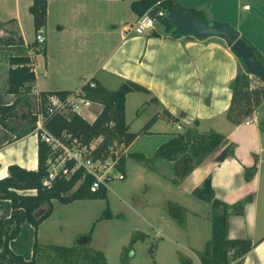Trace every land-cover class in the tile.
<instances>
[{
  "label": "crops",
  "instance_id": "obj_1",
  "mask_svg": "<svg viewBox=\"0 0 264 264\" xmlns=\"http://www.w3.org/2000/svg\"><path fill=\"white\" fill-rule=\"evenodd\" d=\"M134 1L136 0H46V24L41 29L46 40L43 46L38 47L41 52L34 54L32 58V67L36 75L33 88L26 94L0 91V105H10L15 101L17 112L8 123L12 130L0 124V178L8 175L10 165L17 164L30 170L38 168L39 136L35 129L20 138L15 136L19 128L25 125V115L30 111L34 114L38 111L39 92L80 89L90 79L108 89H116L127 80L134 81L150 92L138 90L127 94L124 109L130 131H139L158 111H168L175 121L168 120L166 116H159L151 125L150 133L140 134L129 144L125 176L144 174L157 178L155 180L164 187V192L168 189L172 192L171 195H167L168 192L159 193L161 198L159 203L171 200L183 205L188 215L193 218L190 223L193 226L189 228V222L188 224L183 222L178 224L179 227L176 229L174 223H170L172 219L163 205L162 210H152L148 208L149 204H144V213L141 217L147 220L151 231H138L144 238L138 240L133 251L128 253L129 261L137 264L132 260L139 259L136 253L138 247L135 249V245L146 243V240L152 237L162 236L156 244L152 243L153 255L150 253L151 247L148 249L155 264L178 262L183 264L182 257L190 258L192 264H201L199 254L195 251H201L211 238V226L209 230L207 226L205 231L201 232V224L205 216L210 214L211 204L195 197L192 191L210 175L215 196L227 204L232 205L252 196L242 214H233L229 217L227 233L230 239L258 241L243 257L241 264H264V216L261 218L259 214L258 195L259 172L263 164L262 156L258 158V154H264V140L258 128H254L253 133L257 132L259 136H256L255 141L249 140V148L245 150L247 155L242 154L245 158L241 159V155L239 153L236 155L235 152V155L218 162L214 158L219 151L216 149L177 185L169 180L172 173L169 162L159 159L157 170L154 171L129 155L141 153L146 157H152L160 143L171 138L176 132L187 129L222 130L227 136L237 131L236 127L224 131L219 126L229 125L225 121L232 94L231 83L239 71L237 55L218 36L199 38L195 34L176 35L173 31H166L161 24H155L147 33H134L133 26L139 17L131 8ZM178 1L187 7L200 8L205 14L209 12L211 19L230 22L264 62V0H252V3L245 2L240 5L238 1L242 3L241 0ZM32 3V0H0V30L4 31L2 29L10 25L14 27V30L10 31L13 37L10 36L6 41L10 43L8 48L13 46L12 44L15 45L19 37L23 39V47L27 49L36 40L33 15L29 10ZM208 6L209 11L204 8ZM26 27L32 33L30 39L26 37ZM6 42L4 45L0 43V47L7 48ZM1 64L2 70L5 71L6 60H2ZM138 92L144 96L137 97L139 100L138 104L134 105L136 107L134 112H137L142 104L144 106L143 111L136 117L129 113L128 102L135 98V93ZM152 98L156 100L152 101ZM101 107L94 102L88 110L94 114L97 108V114H94L96 117L102 110ZM259 107L260 105L253 111L254 114L257 115ZM147 110L149 112L144 117L142 125L133 130L132 123ZM37 119L36 114V122ZM248 125L251 123L246 124ZM140 140H147V143L152 145V151H147L143 144L138 145ZM228 140L233 141L230 137ZM253 155L257 156L258 163L256 173L252 177L256 184L248 187V181L243 173L245 167L255 162L252 160ZM128 158L132 160L134 172L128 167ZM85 201L74 200L69 204H63L53 199L51 214L37 229L34 225L24 222L19 234L10 241V249L25 259H31L36 239L43 246L50 244L70 246L76 242L88 241L91 243L93 236L87 237L86 231L83 232L84 235H80L82 232L79 229L80 219L75 213L78 206L86 205L75 203ZM45 209V205L38 207L34 215L40 216ZM11 210V202L0 198V217H8ZM197 234L198 237L195 238ZM101 251L105 254L104 250ZM192 255H195L194 259ZM42 258L43 256L38 262ZM119 264H123L121 259Z\"/></svg>",
  "mask_w": 264,
  "mask_h": 264
},
{
  "label": "trees",
  "instance_id": "obj_2",
  "mask_svg": "<svg viewBox=\"0 0 264 264\" xmlns=\"http://www.w3.org/2000/svg\"><path fill=\"white\" fill-rule=\"evenodd\" d=\"M32 2L29 10L33 15L34 28L37 34L46 24L47 2L46 0H32ZM131 8L139 16L148 13L149 16L155 17L161 21L166 31H173L176 35L182 34L177 31V28L168 17L172 10L184 14L193 13L208 19L202 9L184 6L178 0H136L131 4ZM158 10H162L163 15H158ZM243 41L247 43L245 40ZM9 44V42H6L7 48L0 47V91L16 94L29 93L36 80L32 58L34 54L41 52V50L38 48L36 40L29 49L23 47L24 42L21 37L15 45L12 44L13 46L8 48ZM249 46L251 47V45ZM230 48L233 51V48ZM252 50L254 51L253 48ZM254 52L258 62L264 66L262 59L260 61V57L256 51ZM237 57L239 71L231 83L232 94L226 114L227 119L233 123L240 122L253 113L260 104L264 103V85L250 74L242 58L239 55ZM2 60H6L5 71L2 70ZM81 89L85 90L86 95L93 102L102 106V110L93 121H88L81 115L72 112L67 115L56 113L45 115L44 125L46 129L58 136H61L64 131L71 132L73 136L78 138L80 143L85 145L98 139L94 150L96 155L106 152L109 144L113 141L129 146L140 134L150 133L151 125L159 116H166L168 120L175 121L168 111H158L142 125L139 131H130L129 124L125 120L124 109L127 94L138 90L150 92L140 83L127 80L122 82L116 89H108L103 84L101 85L95 81V86L90 87L89 83L86 82ZM67 92H39L40 111L45 112L49 94L65 95ZM151 100L155 101L156 98ZM16 113L15 101L10 105H0V124L6 129L12 130L8 123L16 116ZM24 118L26 120L25 125L19 128L15 138H20L34 131L36 114L30 111ZM38 147V168L30 170L17 164L10 165L8 175L0 178V198L8 199L12 204L10 215L0 217V264H37L38 259L41 258L45 250H50L51 254L54 253L55 258L57 257L63 263L110 264L103 251L91 246L90 241L86 243L76 242L70 246L57 244L43 246L36 239L31 259H25L10 249V241L19 234L21 225L24 222L34 225L37 229L44 219L51 214L54 205L53 199L63 204H69L74 200L105 199L107 196L106 187H100L96 191L91 190L93 176L81 168L68 175L60 173L44 183L49 174V165L46 163L49 147L40 139ZM216 149L219 151L214 157L215 161L221 162L233 155L235 143L229 141L223 133L214 129L210 131L187 129L183 132H176L171 138L160 143L152 157H146L141 153H131L129 155L154 171L157 170L156 165L159 159L169 162L172 171L169 180L177 185ZM127 154L119 160V167L124 175ZM67 165L71 167L72 164L68 163ZM245 170V178L250 179L254 170L251 168L248 171L247 167H245ZM192 194L211 204L212 235L204 248L199 251L201 264H241L243 257L251 251L258 241L244 238L230 239L227 233L228 221L231 215L243 212L244 205L250 201L251 196L245 200L232 203V205L227 204L215 196L210 175L204 178L201 185L193 189ZM43 205L46 206L44 213L36 217L34 211ZM165 205L168 215L176 218L179 222L184 221L183 213L186 208L183 205L171 200H167ZM116 215L119 216V214ZM112 216H114V213L107 205L99 218L106 219ZM93 227L94 225L91 227L90 232ZM143 238L144 235L137 233L131 237L128 244L121 248L120 259L123 264H132L129 261L128 253L133 251L134 244ZM151 249L152 247L150 248L152 254ZM181 259L183 264H192L191 259L188 257H182Z\"/></svg>",
  "mask_w": 264,
  "mask_h": 264
},
{
  "label": "rangeland",
  "instance_id": "obj_3",
  "mask_svg": "<svg viewBox=\"0 0 264 264\" xmlns=\"http://www.w3.org/2000/svg\"><path fill=\"white\" fill-rule=\"evenodd\" d=\"M241 1L242 3L238 1L239 5L245 2L252 3V0H241ZM211 7H212V4H211ZM204 8H206L208 11L210 10L209 6L204 7ZM205 16H207L208 20L212 18L209 12L206 13ZM155 24L160 25L161 21L156 19ZM2 30L4 31L0 30V43L4 45L7 39L10 38V36L13 37L10 31L14 30V27L10 25L7 28L4 27ZM25 32H26L25 34H26L27 39H30L32 37V33L30 32L29 28L26 27ZM259 59L261 61V58ZM135 94L136 96L135 98H133L134 101L131 98L130 101L128 102L129 104L128 107L130 109L129 113H133L134 116L138 117L139 114L143 111L144 104L139 106V109L137 111L138 113L134 112L136 110V107H134V105L135 104L137 105L139 98L144 95L139 92ZM137 97L139 98L137 99ZM97 111L98 109L95 108L96 114H97ZM148 112L149 110L144 112L142 116L136 120V122L132 123L131 127L133 130L139 128L140 125H142L144 121L143 119L146 116V114H148ZM94 114L91 111H89L87 108L83 109L82 111V117L84 119H87L88 121H92L94 119L96 115ZM245 121H247L248 124L251 123V125L246 126ZM225 122L226 124H229V125L219 126L224 131H228L230 128H234V127H236L237 129V131H233L234 133L231 134L230 136L225 135L228 137V139L230 137L233 140L232 142L235 143V149H234L233 155H235V152H236V155L237 153L241 155L240 156L241 159L245 158V156L243 155H247L246 154L247 152L245 150H248L249 148V145H250L249 140L254 139L255 141L256 136H259L257 132L253 133L254 128L259 129L260 136L262 140H264V103L260 104L257 115L254 113H251L246 118H244L238 123H233L229 121L228 119H226ZM221 131L222 130H220L219 132ZM249 131H251L252 133ZM222 133H225V132L222 131ZM140 141L141 142L138 143V145L143 144L146 147L147 151H152L153 149L152 145L148 144L147 140H140ZM97 142H98V139L92 141L91 143L97 144ZM261 156L263 159V164L259 172L260 186H259L258 195L260 196L259 214H261V218H263L264 216V154L262 155L259 153L258 158H261ZM256 157H257L256 155H253L252 160H254L255 162L252 163L253 165H249V167H247L248 171L251 168L254 170L252 173L253 175L250 177V179L245 178L246 170L244 169L243 175H244V178L248 181L247 182L248 187L256 184V180L255 179H254L255 181L252 180L253 179L252 177L256 173V165H258V163H256L257 161ZM128 159H129L127 160L128 167L132 169L134 172L132 160H130V158ZM171 176H172V173L170 177ZM155 179L157 178L148 177L144 174H141V175L133 174L132 176L128 174L127 176L123 178V180L114 179V180L109 181V183L107 184V196L105 199H87L85 202L75 203L79 205L83 203L86 204L85 206H78L77 210H75V213L79 216V219H80L79 229L80 231H82L80 235H84L83 232L86 231L85 234H87V237L93 236V241L90 244L94 247L104 250L107 256V259L111 264L120 263L119 253H120L121 247L125 244H128L131 236L136 235L137 233H139L140 231L142 232L143 230L151 231V228L148 222H146L147 220H145L144 217H141L144 213V204H149L150 207L146 205L145 206L148 208H151L152 210H155V209L162 210V205H163V208L166 209L165 201L162 204L159 203L161 199L159 198V196L161 193L164 192L165 189ZM171 189L173 191L175 190L173 188ZM169 192L170 191L168 189L164 193H167V195H171L172 192L170 193ZM191 198H194V197H191ZM142 203H143V206H142ZM107 205L110 206V209L114 213V216H112L111 218L100 219L99 217ZM245 206L246 204L244 205V207ZM207 207L209 208V206ZM116 214H119V216H117ZM183 214H184L183 215L184 221L182 222H179L176 218L168 215L172 219L171 220L172 222L170 223H174V225L176 226V229L183 222H186V224H188L189 222L190 224L193 221V218L190 217V215H188L187 209ZM210 214H207L205 216V220L201 224L202 233L205 231V227L207 228L208 226L207 230H209L211 226V215ZM145 215L151 216L149 214H145ZM93 225L94 227L92 231L90 232V229ZM192 226L193 225L190 224L189 228ZM196 233H198V231ZM197 237H198V234L195 235V238ZM161 238L162 236L159 238L152 237L150 240H146V243H143V244L139 243L138 244L139 246L135 245V249L136 247H138L136 250L137 258H139L137 259L138 262L147 263V261L148 262L150 261L149 264L151 263L153 264V262L156 263L154 260H152L148 249L152 246V243L156 244V242L161 240ZM82 239L83 238L81 236L80 240ZM154 249H155V246L153 250ZM195 253L199 254V251L197 252L195 251ZM42 256H43L42 260H40L37 264H68V263H63L62 261H59L57 257L55 258L54 253L51 254L50 250H45ZM191 257L194 259L195 255H192ZM137 260L136 261L132 260V262H136L138 264ZM178 264H182V263L178 262Z\"/></svg>",
  "mask_w": 264,
  "mask_h": 264
},
{
  "label": "built area",
  "instance_id": "obj_4",
  "mask_svg": "<svg viewBox=\"0 0 264 264\" xmlns=\"http://www.w3.org/2000/svg\"><path fill=\"white\" fill-rule=\"evenodd\" d=\"M158 15H163L162 10H158ZM156 18L148 13L139 16L133 26L134 33L144 34L152 30L155 26ZM35 39L39 46H43L45 38L40 31L37 32ZM90 87L95 86L93 80L87 81ZM94 102L86 95L85 90L76 89L68 91L65 95L51 93L48 95L45 112H36L38 119L35 125V132L39 139L49 147V153L46 160L49 165L48 177L44 180L47 183L54 176L63 173L68 175L77 169H83L93 176L91 190L96 191L100 187H106L109 181L114 179L123 180L124 172L119 167V160L127 153V147L124 143L113 141L109 144L106 152L96 155L94 150L96 144H82L71 132H62L61 136L55 135L45 128V115L76 113L82 116V111L89 108ZM248 124V122H245ZM71 163V167L67 164Z\"/></svg>",
  "mask_w": 264,
  "mask_h": 264
},
{
  "label": "water",
  "instance_id": "obj_5",
  "mask_svg": "<svg viewBox=\"0 0 264 264\" xmlns=\"http://www.w3.org/2000/svg\"><path fill=\"white\" fill-rule=\"evenodd\" d=\"M168 17L182 35L195 34L199 38L209 36L222 38L227 46L232 47L233 51L242 58L250 74L264 85V66L258 62L255 52L243 41L238 30L230 22L208 20L193 13L184 14L177 10H172Z\"/></svg>",
  "mask_w": 264,
  "mask_h": 264
}]
</instances>
